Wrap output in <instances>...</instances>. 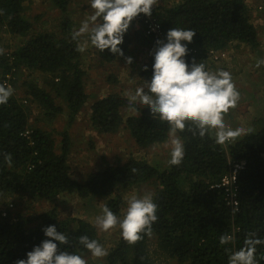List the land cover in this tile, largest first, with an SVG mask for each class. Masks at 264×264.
Returning <instances> with one entry per match:
<instances>
[{
  "label": "trees",
  "instance_id": "obj_1",
  "mask_svg": "<svg viewBox=\"0 0 264 264\" xmlns=\"http://www.w3.org/2000/svg\"><path fill=\"white\" fill-rule=\"evenodd\" d=\"M51 2L61 15L60 24L54 30H38L42 16L33 21L26 0H0V80L12 74L14 83L21 70L37 73L43 80V86L35 79L25 82L23 98L12 96L0 81L2 201L16 197L19 203L29 199L53 204L65 193H76L82 200L109 199L105 212L114 218L124 207L119 196L112 197L118 189L152 185L155 193L150 207L99 264H156L149 250L152 237L166 258L177 264H264V118L241 135L237 133L235 142L225 149L204 122L178 120L177 112L189 109L183 104L181 111L175 107L180 87L173 75L162 73L161 56L154 54L141 71L140 77L148 83L141 91L148 99L144 107L114 92L96 100L90 119L100 134L125 129L142 150L162 145L175 134L181 142L176 158L160 169L130 157L98 169L84 183L72 179L69 134L63 133L58 147L51 133L33 128L29 121L28 100L47 111L48 118L65 113L72 124L90 98L85 88L81 38L73 31L72 0ZM96 2L102 7L101 19L88 40L102 64L125 61L131 45L142 37L141 44L149 43L142 32L130 31L145 15L140 0ZM168 3L162 1L151 13L182 50H196L190 60L226 50L235 42L261 57L258 32L246 0ZM3 35L15 40L16 48L6 49ZM261 66L264 70V64ZM57 100L64 101L66 112ZM130 108L137 114L125 121L122 110ZM233 161L245 163L238 177L239 206L235 209L227 205L223 189L212 188L228 173ZM59 216L56 208L34 219L20 211L15 215L8 211L7 217L0 219V264H75L100 250L101 238L93 226L79 221L72 228L71 221ZM131 217L127 213L126 218ZM33 223L36 225L29 227Z\"/></svg>",
  "mask_w": 264,
  "mask_h": 264
},
{
  "label": "rangeland",
  "instance_id": "obj_2",
  "mask_svg": "<svg viewBox=\"0 0 264 264\" xmlns=\"http://www.w3.org/2000/svg\"><path fill=\"white\" fill-rule=\"evenodd\" d=\"M158 1L160 3L162 1H165V3L170 1V5H174L173 3L171 4V2H179V0H157V2ZM246 4L251 9L253 25L258 32V40L261 44V57L256 56L255 53L252 54V50L248 46L242 48L243 44L240 46L238 42L233 43L230 49L233 50L234 53L239 52V56L243 54L244 59L247 58L246 62H243V66H245L247 72L253 69L256 73L260 74L261 80L258 84H261V87L254 85L255 89L251 91L254 92L255 97L261 96L262 99V97H264V79L262 80V73H264V70L261 68V64H264V0H246ZM25 5L30 7L28 14L33 21L37 16H42V19L37 22L38 30H54L60 24L61 15L58 10L53 7L51 0H26ZM101 8L99 2H96V0H72L71 3V14L74 22L73 31L79 34L81 38V48L84 49V56L82 57L83 67L89 68L94 65L92 76L90 79H85L86 92H89L92 97H90L84 109L76 116L72 124H69L65 113L48 118L46 116L47 111H44L38 103L33 101L29 102L28 100L29 121L33 128H39L51 133L56 139L58 147H60V141L63 139V133L67 132L69 134L72 151L69 156L68 164L71 169L70 173L72 179L78 183H84L89 180L92 173L98 171V169L108 167L109 165L115 164L117 161H125L130 157L145 160L153 167L165 169L169 166L170 162L176 158V155L181 149V142L177 136H171L164 144L156 145L150 150H142L134 144L133 140L130 138L129 132L125 129H122L118 133L100 134L93 127L90 115L92 105L96 100L104 98V96L106 97L110 93L118 92L123 96L128 95L129 98L134 101L136 97V95H134L135 90L130 93L129 89L125 90V86L132 89H139V95L141 91L148 86V83L143 81L142 78V80H140L138 73L135 75L137 77L136 80L132 78L133 76L129 78L125 73L126 80L131 79L133 81L127 83V85L125 82H122V85L119 84L120 82L118 80L117 83L114 82V78L117 74L119 75L123 72V67L126 64L128 65L133 60H137L139 51L136 54L135 49L137 47L134 46L135 43L130 47L128 58L123 62L119 61V63L116 64L117 68L115 66L113 70L107 67V65L110 64H102L97 54H95L96 48L89 43L88 36L96 30L99 25ZM2 37V44L6 49L11 48L12 50L16 48L15 40H12V38L6 35ZM85 43L89 45L86 44L83 46ZM141 45L143 46L144 44ZM147 46L151 48V45ZM111 71H114L113 77L109 74ZM107 76L110 78L106 79ZM31 79L37 80L38 83L43 86L41 75H37V73L28 70H21L16 74L15 81L12 83V90H8L9 93L12 96L15 95L14 97L23 98V91L27 88L24 86V83ZM26 99L29 98L27 97ZM147 100L146 95H143L141 104L136 102V106L144 107ZM57 103L65 109V112L67 111V106L64 101L57 100ZM136 114L137 112L133 108L122 110L125 121ZM253 114V121L263 119L264 106L257 107ZM177 118L180 120V117ZM154 190L152 185L133 187L128 191L118 189L116 194L112 197L118 198L119 196L124 202V207L121 209V214L114 218L109 217L105 212L109 199L91 200V198H87L82 200L76 193H65L53 204L29 199L22 200L20 202L22 204H20L15 197L2 205L13 204L14 208L11 212L14 215L20 211L23 213L24 217L31 216L32 219L44 211H48L50 208H56L60 215L59 217L72 222V228H76L79 221L93 226L101 238L100 250L90 253L86 258L77 260L75 264H81L84 261H92L93 264H99L105 257L104 255L116 245L122 234L130 229L132 222L138 219L141 214L150 207L151 198L153 193H155ZM1 200L2 198L0 197V202ZM26 207H28V209ZM127 213H130L132 216L130 219L126 218ZM35 225L36 223L30 224L29 227H34ZM149 250L156 264H177L175 260L166 258L161 250L157 248V240L154 237H152L149 242Z\"/></svg>",
  "mask_w": 264,
  "mask_h": 264
},
{
  "label": "built area",
  "instance_id": "obj_3",
  "mask_svg": "<svg viewBox=\"0 0 264 264\" xmlns=\"http://www.w3.org/2000/svg\"><path fill=\"white\" fill-rule=\"evenodd\" d=\"M140 4L145 15L132 25L130 31L142 32L145 37L149 38L155 54L162 57L163 65L166 66L177 81L180 93L186 97L184 98L183 106L188 108L190 112H194L197 107H201L204 111H207L222 94V88L219 85L220 81L212 80L214 74L208 61L214 64L220 62L225 59V54L211 51L208 53L207 60L200 58L196 62L200 66H195L194 60H190V58H192L196 51L188 48L182 50L174 38L166 33L165 29L155 18V15L151 13V11L154 12L158 8L157 0H140ZM13 80L14 76L8 74L1 79V84L7 90H12ZM175 107L177 108V106ZM207 119L211 121L212 117ZM213 126L216 128V130L213 129L214 135L220 140L223 147L228 149L235 142V136L231 133L232 126L227 123L223 124L221 128ZM28 134L26 133V135ZM228 157L230 158L229 154ZM244 166L245 163L243 161L231 162L228 173L223 176L220 183L212 187L224 190L227 205L233 209L239 206L238 177ZM13 208V204L0 205V219L6 218L8 211L11 212ZM230 264L237 263L233 261Z\"/></svg>",
  "mask_w": 264,
  "mask_h": 264
},
{
  "label": "crops",
  "instance_id": "obj_4",
  "mask_svg": "<svg viewBox=\"0 0 264 264\" xmlns=\"http://www.w3.org/2000/svg\"><path fill=\"white\" fill-rule=\"evenodd\" d=\"M158 3L160 2L158 1ZM172 3L174 2H171V4ZM167 5H170V1ZM142 39L143 37L140 39L139 42H136L135 44L133 43L135 47L137 46V48L135 49L136 54L139 51V53L137 54L138 55L137 60H133L128 65L124 64L125 66L123 67V72L120 73L119 75L117 74L115 77L117 78V80L120 82L119 84L121 85H122V82H125L126 85L129 82H133L131 79L126 80V75L129 78L133 76L132 78L134 80H136L137 78L135 76L136 73H138V76L140 77L141 71L143 67L145 66V64H148L151 62V58L155 53L153 46L150 43V41L149 43H146L142 46L141 45ZM86 44L89 45L88 43H85L83 46H85ZM147 45H151V48L150 46H147ZM239 45L241 46V44ZM244 46H247V45H243L242 48H244ZM230 47L228 48L229 50L226 49L225 51L221 52L222 54H225V59H223L222 61L217 62L215 64L210 63L208 61V64L211 67V71L214 74V76L212 77V80L213 81L219 80L220 81L219 85L222 88V94L217 99V101H215L214 105L211 108H209L207 111H204L201 107H197L194 112H190V110L186 113L178 111V115L180 117V120H184L185 118H191L193 120L203 121L207 126L211 127L214 130H216V128H214L213 125H215L217 128H221L223 124L227 123L232 126L231 133H233V136H235L237 133H239L242 130L247 131L251 125L253 127V124H255L256 121H259V120L253 121L254 120L253 113L255 112L257 107L264 106V97H262V99H261V96L255 97L254 92H252L254 91L255 86L261 87L260 86L261 84L260 85L258 84V82L261 80L260 74L256 73V71L253 69H250V71L247 72V70H245V66H243L244 65L243 62H246L247 58L244 59L243 54L239 56L238 55L239 52L234 53L233 50L230 49ZM81 53L83 57L84 49L82 48H81ZM117 62L110 63V65H107V67L113 70V67L116 66ZM93 66H90L89 68L88 67L84 68L87 74V78L89 79L92 76V72L94 69ZM163 68L167 72V68L165 67V65H163ZM163 68H162V73L166 74ZM109 74L113 75L114 71H111ZM262 75H263V78H262L263 80L264 73H262ZM109 78H110L109 76L106 77V79H109ZM140 80H142L141 77H140ZM131 86L133 87L132 84ZM127 89H129L130 93L135 90L134 95H136V97L134 101L132 99L131 101L135 104L136 102L141 104L142 102L141 99L143 95L142 94L139 95V92H140L139 89L137 88L132 89V88L125 86V90ZM88 94L90 97H92V95L89 92ZM179 94H180V97H178L179 105L177 106V109L181 111L182 109L180 105L183 103L184 98L186 97H184L182 93H179ZM210 117H212L211 121L207 119ZM172 136H176V135L173 134Z\"/></svg>",
  "mask_w": 264,
  "mask_h": 264
},
{
  "label": "clouds",
  "instance_id": "obj_5",
  "mask_svg": "<svg viewBox=\"0 0 264 264\" xmlns=\"http://www.w3.org/2000/svg\"><path fill=\"white\" fill-rule=\"evenodd\" d=\"M131 32H132V31H131ZM194 50H195V49H194ZM195 51H196V50H195ZM223 51H225V50L217 51V52H220V53H221V52H223ZM154 54H155V53H154ZM199 59H200V58H199ZM199 59H197V61H198ZM201 59H202V60H204V59L207 60V59H208V54H207L204 58H201ZM197 61H194L195 64H197V63H196ZM195 64H194V65H195ZM165 67H166V66H165ZM162 68H163V66H162ZM163 69H164V68H163ZM164 71H165V70H164ZM165 72H166V71H165ZM167 72H169L168 69H167ZM169 73H170V72H169ZM170 74H171V73H170ZM171 75H172V74H171ZM0 81H1V80H0ZM5 89H6V88H5ZM6 90H7V89H6ZM182 104H183V103H182ZM178 105H179V103H178ZM180 106H181V105H180ZM242 132H246V131H245V130H242V131H240L238 134L241 135ZM235 139H236V138H235ZM5 202H6V201H4V200L2 201V200H1L0 205H2V204L5 203Z\"/></svg>",
  "mask_w": 264,
  "mask_h": 264
}]
</instances>
